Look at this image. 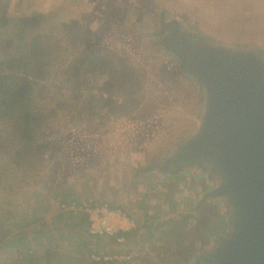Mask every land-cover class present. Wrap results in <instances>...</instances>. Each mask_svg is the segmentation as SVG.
<instances>
[{"label": "rangeland", "instance_id": "rangeland-1", "mask_svg": "<svg viewBox=\"0 0 264 264\" xmlns=\"http://www.w3.org/2000/svg\"><path fill=\"white\" fill-rule=\"evenodd\" d=\"M50 13L54 21L75 26L85 43L113 50L137 68L149 100L144 111L105 120L95 133L82 123L53 137L40 152L42 166L25 178L13 180V190L0 192V224H4L0 230V264H55L60 259L49 258L47 251L54 247L57 251L59 245L67 247V252L61 248L65 251L61 264H86V250L97 251L92 239L81 248L80 236L67 226L71 221L59 210L53 193L59 183L74 187V200L110 202L120 198L121 208L138 225L139 238L130 239L128 244L138 256L129 264H187L186 255L198 251L203 233L188 238L185 232L175 241L171 233L186 225L192 198L188 193H176L174 186L165 189L156 169L147 168L163 164L170 150L192 133L203 104L201 94L183 76L177 58L157 35L159 20L177 18L182 29L191 27L194 34L210 42L251 48L264 57V0H0V15ZM55 145L60 167L50 160ZM199 184L202 186V180L197 178L194 190L201 188ZM185 187L187 192H194L192 185ZM142 198L143 203H138ZM172 198L178 205L171 202ZM166 203L173 206L168 215L163 210ZM30 208L41 220L24 228L20 223L12 232L11 220H6L8 211L28 212ZM58 227L63 231L61 239L56 233ZM53 228L56 230H52L49 242L35 232ZM25 233L30 242L15 243ZM160 245L165 249L159 257L156 251ZM109 249L113 250L101 246L98 251Z\"/></svg>", "mask_w": 264, "mask_h": 264}, {"label": "trees", "instance_id": "trees-1", "mask_svg": "<svg viewBox=\"0 0 264 264\" xmlns=\"http://www.w3.org/2000/svg\"><path fill=\"white\" fill-rule=\"evenodd\" d=\"M148 100V91L139 70L115 51L85 43L72 24L54 21L51 13L21 17L1 14L0 192L13 190V180L25 178L31 172H36L37 166H42L40 152L53 137L66 134L73 127L79 128L82 123L85 124L84 128L95 133L105 120H117L144 111ZM56 149L58 147L55 145L50 160L54 166L60 167ZM53 193L58 198L57 206L69 205L74 200L75 190L72 185L59 183L55 185ZM118 200L119 197L110 202H99L107 203L110 208H121ZM171 202L178 205L173 198ZM138 203L142 204L143 198ZM172 207V203H166L164 214L168 215ZM14 210L8 211L6 218L11 220L12 232L20 223L24 228L41 220L30 212L34 208L28 212ZM59 210L66 220L71 221L67 224L71 227L70 231L80 236L81 248L85 249L90 239L97 246V251L86 250V264L117 263L91 261L93 252H99L98 248L104 245L88 235V223L83 213ZM204 220L207 218H202L200 210L187 214L184 220L186 225L179 232L172 231L171 238L175 241L185 232L188 238H192L194 233H199ZM3 225L0 224V230ZM172 226L176 227L175 224ZM56 229L61 239L63 231L60 227ZM56 229L35 232L49 242L52 230ZM137 234L129 239L135 241L139 238ZM22 241L30 242L26 233L17 237L15 243ZM158 242L163 244L161 240ZM59 247L57 251L55 247L47 251L49 258L60 259L55 264H61V259L65 258L63 249L67 252V247ZM163 249V245L157 247L159 257Z\"/></svg>", "mask_w": 264, "mask_h": 264}, {"label": "water", "instance_id": "water-1", "mask_svg": "<svg viewBox=\"0 0 264 264\" xmlns=\"http://www.w3.org/2000/svg\"><path fill=\"white\" fill-rule=\"evenodd\" d=\"M159 22L157 35L203 104L192 133L163 164L147 168L156 169L165 189L188 193L189 212L207 218L200 247L186 262L264 264V57L210 42L177 18ZM197 178L202 186L195 191Z\"/></svg>", "mask_w": 264, "mask_h": 264}, {"label": "built area", "instance_id": "built-area-1", "mask_svg": "<svg viewBox=\"0 0 264 264\" xmlns=\"http://www.w3.org/2000/svg\"><path fill=\"white\" fill-rule=\"evenodd\" d=\"M59 208L69 210L73 214L83 213L88 223V235L93 239L100 240L107 249L108 247L113 249L111 252L109 249L103 255L93 252L90 256L91 259L129 264L138 256L134 249L127 251L129 237L138 232V225L125 210L110 208L104 202L83 199L73 200L69 205L61 204Z\"/></svg>", "mask_w": 264, "mask_h": 264}]
</instances>
